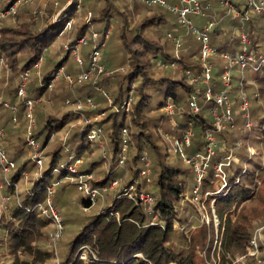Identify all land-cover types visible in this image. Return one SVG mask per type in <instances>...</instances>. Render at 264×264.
I'll list each match as a JSON object with an SVG mask.
<instances>
[{"label": "trees", "instance_id": "trees-1", "mask_svg": "<svg viewBox=\"0 0 264 264\" xmlns=\"http://www.w3.org/2000/svg\"><path fill=\"white\" fill-rule=\"evenodd\" d=\"M14 1L6 0L0 10L6 9ZM167 1L169 2V0ZM231 1L244 13L246 0ZM105 2L106 5L96 17L93 16L89 22L83 23L74 32L73 43L79 36L85 34L91 25L106 21L102 30L96 29L103 37L107 29L110 28V18L117 15L122 21L120 33L123 49L127 51L128 63H125L126 67H124L125 64L121 66L120 70L113 69L112 73L102 72L97 80H85L82 81V84L79 83L78 98H83L86 95L92 96L95 91L102 90L103 93L105 91L111 94L114 104L119 107V110L110 111L105 119L98 122L103 128V138L108 142L107 149L105 147L103 151L109 153L110 157L108 169L92 180L93 185H108L115 176L122 175L118 158L124 127L128 128L130 137L124 168L126 167L125 169L131 175L119 190L112 194L110 191L107 192L109 202L104 207L84 217L80 225L81 229L74 237L65 242L64 251L62 255H59V261L53 264H214L217 262L216 258L219 259L220 264H232L238 256L248 257L250 250L248 247L254 235L250 231V226L243 219H241L242 221L237 218L233 220L232 216L236 213L238 206L240 207L245 201L252 200L253 192L259 185L258 181L260 183L262 179L264 181V104L262 112L256 113L255 122L251 128L253 130V127L256 126L262 130L259 137L261 141L259 157L263 156V164L254 161L253 170H250L249 166L242 162L241 153L235 152V148L230 146L231 139L236 146L238 139L236 131L227 129L215 132L219 144L221 142L225 147L224 150L216 147L212 161L227 158L231 151L234 158L229 159V164L225 165L226 179L224 182L215 175L213 167L210 166V170L205 173L201 184L203 193L209 192L205 199H211L216 214L220 217L221 221L218 227L213 223L203 221L198 223L197 217L200 216V212L197 203L193 199H185L189 181L193 179L197 183L193 170L190 169V164H193L185 165L181 155L179 158L173 156L170 144L163 133L168 131L181 139L185 131L192 129L194 136L191 145L188 146V155L192 158L197 153L207 152V131L215 127V118L211 113L214 101L213 99L206 100L204 84H191L185 76L187 68L194 71L201 69L197 60L199 57L198 45L196 47L197 38L187 39L184 52L178 57L175 52L168 50L166 43H162L159 38H151L148 33L149 29L154 28L158 31L163 23H167L166 14L169 15V13L175 18L174 22L170 20V16L171 24L176 23L183 26L178 21L177 13L163 6H149L143 1L146 6L151 7L150 9L158 7L157 11L134 21L138 4H135L131 9L129 4L120 7L118 0H116L117 4L114 3V0H105ZM76 3L77 0H74L66 8L71 6L73 9ZM214 12L212 8L209 10L208 19L216 18ZM63 14L66 15L65 11ZM70 19L71 16L63 17L57 21H47L46 19L44 25L38 27L36 22L19 20L18 15L13 23L15 25L4 23L0 27V56L4 57L11 70L10 82H14L16 76L18 78V70L21 67L29 66L41 57L43 52L41 42L60 35ZM248 19L249 26L243 27L250 39L248 51L259 56L264 52V40L262 39L264 36V13L253 14V17ZM225 23V20L216 21L210 34L211 44L218 48L221 57L212 58L215 64L212 82L214 94L222 88L221 77L226 66L222 53L238 51L237 47L230 44V34ZM183 27L186 28V26ZM20 52L27 54V59L24 62L19 55ZM91 52L87 57L83 54L85 61L80 71L89 66ZM71 53V48L66 49L63 58L51 68H46L45 64L42 65V68H45L41 75L31 78L29 82V96L33 98L46 96L55 72L64 67L67 73L64 64ZM262 66L257 71H262L264 69ZM169 67L175 68L174 73H180L181 76L173 77L169 73L161 71V69ZM253 79L259 86L258 95L264 98V85L260 86V83L264 82V76L253 77ZM63 80L65 79L63 78ZM134 81H136V88L130 111L127 112L123 110L122 105ZM156 81L167 84L164 99L159 100L155 106H149L151 94L148 84H155ZM240 81L242 88L248 92V89L252 87L251 82H244L242 78ZM5 92L6 94L3 93L4 98L16 100L17 85H10ZM194 94L201 105L197 112H194L190 106V99ZM3 101L0 103V125L6 130L8 140L11 133L8 126L12 125L14 128L17 125L12 121L11 109L5 106ZM40 102L36 104V112L38 110L37 125L41 128L40 131L35 130L34 135L39 139L42 131L46 132L44 143L41 144V150H44L53 133L61 131L66 125L70 114L76 112L81 116V113L75 110L63 113L60 117L53 116L51 113L46 114L45 117L43 111L40 110L43 105ZM169 102L175 109V115H172L173 119L166 114L164 109ZM104 105L100 103V106L90 110V113L106 109ZM24 109L25 106L22 102L19 109L20 119H23ZM6 113L10 114L8 119H4ZM87 130V126L82 125L72 133L65 144L59 143L54 148L47 149L44 152L47 158L44 167L33 178L30 187L23 191L17 190V184L22 176H26L24 171H29L36 163L27 154L29 148L26 138L18 147L10 144L8 140L9 155L15 160L16 166L9 173V181L5 183L3 189L5 193L11 194L13 199L10 208L2 212L0 216V264H52L51 259L54 254L43 245L44 238L48 237L50 228H52V219L41 213L38 203L45 202L46 187L49 183L47 178L56 168L58 172H61V175L68 174L70 171L67 165L74 159H85L95 151V147L90 148V145L78 148L77 151L71 147L72 143L80 136L91 141ZM92 143L96 144V142ZM95 146L100 145L96 144ZM67 148H70L69 152L66 150ZM84 149H87V152H84ZM73 152L75 155L70 158L69 156ZM143 155H146L152 162L150 182L147 177L141 174L145 167ZM106 158L107 156L103 153L96 158H89L83 163L81 172L93 173L103 165ZM251 160V157H247L246 161L250 162ZM58 164L60 167L57 166ZM123 172L125 173L124 169ZM63 184L62 187L65 189L69 185H74L75 182L66 180ZM58 191L56 190V192ZM142 191L153 196L152 203L141 198ZM81 204L89 208L93 205L85 196H83ZM194 222L198 224L193 226ZM212 224L215 227L214 231L211 230ZM215 236L220 237V246L217 243L214 247ZM221 247L226 249L227 253L224 254L220 250ZM260 248H263L262 244ZM83 250L87 252V259L80 257ZM248 258L254 260L252 256ZM212 260L215 262L213 261V263Z\"/></svg>", "mask_w": 264, "mask_h": 264}, {"label": "rangeland", "instance_id": "rangeland-1", "mask_svg": "<svg viewBox=\"0 0 264 264\" xmlns=\"http://www.w3.org/2000/svg\"><path fill=\"white\" fill-rule=\"evenodd\" d=\"M5 1L6 0H0V8H1V6L4 5ZM73 1L74 0H25L20 5V7L18 8V11L15 14H11L7 18L0 19V27L3 26L4 23L8 24V25L9 24L15 25L13 23H15V20L17 19L18 15H19V20H27V21L30 20L31 22H36L38 27H41L44 25V22L46 19H47V21H49V20L52 21L51 18H53V16L57 12H59L60 10L65 11L66 15H64L63 17L65 18V17L71 16V19H70V21H68L63 32L60 35H58L57 37H54L52 39H47L45 42H41V45L43 48L42 54H43L44 60H45L44 61L45 67L51 68L52 66H55L54 64L58 60H61L63 58V56L65 55V50L67 49L66 45L71 40H73L74 32L83 23L89 22L90 19L93 18V16L96 17L98 15V13L101 11V9L106 5L105 0H77V3L73 9L71 8V6L66 8L68 6V4H71ZM143 1L144 0H118V3L121 5L120 7H123L124 4L125 5L129 4V7L131 9L135 4H138V10H137L136 14L134 15V21H138V20L142 19L145 15H149L151 13H154L155 11H157V8H158V7H152V9H150L151 7L146 6L143 3ZM170 2L173 4H177L179 6L182 5L180 0H169V3ZM114 3H116V0H114ZM78 5H80L79 9H78ZM221 6L222 7L219 10H216L214 12V15L216 14V18H214V20L217 22L218 21L221 22L223 20L220 18L223 17V15H224V17L226 19L225 20L226 21L225 27L227 28V30H229V34H230V38H229L230 44H232V46H234V47H237V50L239 51L242 49L241 36H240L239 32L243 31V27L245 25L249 26V24H250V22H248L249 19H246L243 17L235 18V16H233L232 14L229 13V8L226 5L223 4ZM130 15H131V13H130ZM170 16H171L170 20L175 22V18L171 13H169V15L166 14V18H168V22L163 23L160 26L158 31L154 30V28H151V29H149L148 33H149L151 38H153V39L159 38L160 41H162V43H166L168 50L170 52H175L176 56L180 57V55L184 52L183 49L186 47L185 43H186L187 39L193 38V37L196 38V36H194L191 32L189 33L187 27L185 28L183 26H179L176 23L174 25H173V23L171 24V22H169ZM198 17L199 16H196L194 14L190 15V18L192 19L194 24L202 28L203 25L206 23L205 19H204L203 23H198L196 21V18H198ZM250 17H253V14H250ZM201 18H205V17H201ZM218 19H220V20H218ZM105 25H106V21L101 22V23H95V24L91 25V27L88 29V31H91L93 29L102 30L103 27H105ZM109 27L112 29H111L110 38L108 40L107 46L104 49L102 62L105 65V68H106L105 71H107V73H112L113 69L120 70L121 66H123L125 63H128V60L126 57L127 51L125 49H123V44H122V40H121L120 31H121V27H122V21H121L120 17H118L117 15L116 16L114 15L113 17H111ZM168 32L174 33L175 35H177L181 39V45L179 47L175 46L172 39L168 36ZM211 33H212V31H211ZM190 35H192V36L190 37ZM262 39L264 40V36L262 37ZM92 45L93 44H88V45L83 46V54H85L86 57L90 54L92 47H93ZM197 45H198V47H197ZM201 46H202L201 41L197 39L196 40V47H197V50L199 49V52H200ZM19 55L22 58V62H24L27 59V54H25L24 52H20ZM263 56H264V52H263ZM218 57H220V56L218 55ZM197 60L199 61L200 65H201L199 57ZM64 65L66 67L67 73L72 74L75 77V79H76V77L78 78V76L81 72L80 70H81L82 66L77 62L74 54L71 53L69 55V57H68V59ZM262 65H263L262 66V68H263L264 62L262 63ZM124 67H126V64ZM44 68L40 69L41 73H42V71H44ZM174 69L175 68L169 67L166 69H161V71L163 73L164 72L169 73L173 77H180L181 74L180 73H177V74L174 73ZM37 71H38V69H33V73L31 75L32 79L37 77ZM263 71H264V69H262V71L254 70L250 66H247L243 70H241L238 67L236 68V66H234L232 68V71H231V74L233 77H232V81H231V92L229 95H230V99L232 102V115H233L235 126L233 128L229 126L227 129L236 131V135L238 138L236 140L237 141L236 144L238 142H240V143H239V147H235L234 142L231 139L230 146L232 148H235V152L237 151V152L241 153L242 162L244 164L248 165L250 170H253V168H254V161H259L260 163L263 164L262 156L259 157V153L261 150V148H260L261 147V141H260L259 137L261 136L262 130H261V128H258L256 126L253 127V130L246 128V126H245L246 118L244 116V111L242 109V103L244 101L243 93H245V96L249 102V110L251 113V120L253 122H255L254 117H256V113L258 112L260 114L262 112V105L264 104V98H263V96L258 95V87L259 86L257 84H255V82H253L254 84L251 83L252 87L248 89V92H246V90H244V88H242V86H241L242 83L240 81V78H242L244 80V82H249L250 79L253 77L255 78L258 76H264ZM10 74H11V70L9 68V65H8V68L4 67L0 71V95H2L3 93L6 94L5 90L7 89V87H9L10 85L16 84V82H17V79H18L17 76L15 77L14 82L9 81ZM157 75H159V74H157ZM11 76H12V74H11ZM159 76H161V75H159ZM99 77L100 76L98 74L96 76L95 80H97ZM75 81H77L78 83H76ZM79 83L82 84V82H79L78 80H74L73 82L66 81L63 79L58 80L56 82V86H54L53 90H51V91L48 90V92L46 93V96H45L46 101L40 102L41 104H43V105H41L40 110L43 111L44 116L48 113H51L53 116L60 117L61 115H63V113L75 111V109H76V107H75V101L76 100L75 99L78 98ZM262 85H264V82L260 83V86H262ZM148 86H149L150 94H151V101H150L149 106H151V105L155 106L159 100L164 99L167 84H165V83L163 84L161 82L156 81L155 84L149 83ZM110 92H112V91H110ZM109 95L113 98V96L111 94H109ZM87 96H90V95H86L83 98H78V99H85ZM92 96H94L93 100H94L96 107L100 106V103H103V104H105L104 107H106V109L101 110L100 112L90 113V110H92L93 108H85L83 110L82 116H80V114H77L76 112L74 114L71 113L70 118H68V121H67L66 125L63 127V129L59 132L54 133V135L51 138L50 142L48 143L47 147L44 150H41L42 155H44V152L47 149L54 148L59 143L65 144L67 142V140L69 139V137H71L72 133L75 132L76 129H78L79 127H82V125H84V119H86L87 117H91L93 115H96V113H97L98 114V120H102V119H105L107 117V115L109 114L110 111L115 109V108H113V104H111L107 100L106 95L103 93L102 90H100L99 92L95 91L94 95H92ZM174 113L172 115H175ZM172 115H170V117H172ZM9 116H10V114L6 113L4 115V119H8ZM173 117H172V119H173ZM37 120H38V110L36 112V121ZM170 121L173 122L174 120H170ZM165 123H167V122H165ZM27 124H28V121L23 118V119H21V121L18 124H16L17 127L13 128L12 125L8 126V128L11 130V133L8 136V140L10 141V144L12 143L14 146H17V147L20 144H22V140L26 138L25 134H26ZM5 127H7V125H5ZM18 127H20V128H18ZM40 128H41V126L37 125L35 130L40 131L39 130ZM161 129L163 130V127H161ZM227 129H225V130H227ZM35 130H34V133H35ZM42 132L43 133H41L39 135V137H40L39 139L41 141L40 142L41 144L44 143V140L46 137V132L45 131H42ZM163 133H164L166 140L170 144V150L173 153V156L175 158L176 157L179 158V156L181 155L184 159V164L185 165L190 164L189 161L187 160L188 158H191V156H189L187 153L188 147L183 146V148L181 149L180 145H179L180 139L177 138V135L171 134L168 131L163 132ZM9 141H8V144H9ZM96 144H98V143H96ZM96 144L92 143L91 141L89 142L88 138H83L80 136L71 145V147L73 148L74 151H77L78 148H83L86 145H90V148L95 147V151L90 155V157H85V159L82 158L83 159L81 162L82 165L84 162L88 161L89 158H93V157L96 158L97 156L101 155L102 153L106 154V156H107L106 163L104 162L103 165L99 166V168H97L93 172L94 178L99 177L100 175L103 174L102 172H104L108 169V163H109V157H110L109 153H107V152L104 153V151H103V149L105 147H106V149L108 147V142H106V140L104 138H103V145L100 144L101 146H95ZM249 145L251 146L253 152L249 151ZM218 147H220V150L221 149L224 150L225 145H222V143L220 142ZM66 150L69 152L70 148H67ZM84 150H85L84 152H87L86 151L87 149H84ZM215 153H216V147L214 148V154ZM27 154L30 156V152H27ZM73 155H75L74 152L69 157L72 158ZM213 155H212V157H213ZM212 157L210 160L211 167H212L213 163L215 162V161H212ZM247 157L248 158L251 157L252 160L250 162L246 161ZM45 158H46V156H45ZM181 162L183 163V161H181ZM60 164H58L57 166L60 167ZM151 164H152V162H151ZM190 166H191L190 169L193 170V173H194L195 179H196V172L193 168V165L190 164ZM125 168H124V166L120 165L122 175H117L114 178V179H116V178L119 179V184L116 187H113L111 190H108L111 192L110 194H112V192L119 190L120 186L123 185L126 182V180L130 177L131 174ZM123 169H124L125 173L123 172ZM208 170H210V168H207V171ZM39 172H40V169L36 165L33 168H31L29 171H27V173L29 175L21 177V179L19 180V183L17 184V186H18L17 190L23 191V190L28 189L30 187V185L32 184L33 178L35 176H37V173H39ZM259 172H260V170H259ZM61 176L63 177V175H61V172L54 171L51 175L48 176L47 180H49V182L56 181ZM148 176H150V178H151L152 174L149 173ZM64 177H65V175H64ZM150 180H148V182H150ZM68 181H74L75 182V180H73L71 178H68ZM196 181H197V179H196ZM63 183L64 182H62L58 185L57 190H59V191L56 192V198L55 199H56V202L58 203L60 210L64 216V225H65L64 236L62 237V239L57 244H54V242L52 241V236H51L53 229L50 228L48 237L46 236V238H44V240H43V245L48 247L49 251H51L54 254V257H52V259H51L52 264L56 263V261H59V255L60 254L62 255V253L64 251L65 242H67L72 237H74L77 234V232L81 229L80 225H81L84 217L86 215L91 214L92 212L100 210L102 207H104L105 204H107L109 202V197H108L109 194H107L108 191H106V193L104 192V194L102 196H100V198L97 200V202H95L90 208L86 209L81 204V200L83 198V195L78 190L76 183L74 185H69V186L65 187V189H63V187H62L64 185ZM196 184L197 183H195L193 179H191L189 181V183L187 184L186 192H185V199H193L194 187ZM254 189H256V188H254ZM252 197H253L252 200L250 198L251 201H249V200L245 201L244 204H242L240 207L239 206L237 207V211L235 214H233L232 219L233 220L236 218H237V220L243 219L244 222L250 226V231L254 235L253 237L256 236V238L258 240L259 249L256 250V252L253 255L249 254V252L247 250L248 257L249 256L254 257L253 261L250 260L245 255H242L244 257H242V256L236 257L235 262L232 264H264V181H263V179H262L261 183L258 185L257 190H255L253 192ZM205 198L206 197L202 198L204 200L202 202L203 206L198 205L199 206L198 209L200 212V216L197 217L198 223H201L202 221L208 223L207 221L203 220L202 213H206V218L210 219L209 223H213L216 227H218L216 224L220 223V221H221V220H219L220 217L216 214V211H213L214 207L212 205L211 199L206 200ZM12 199H11L10 203L12 202ZM198 223L194 222L193 226L197 225ZM213 224L211 226L212 231L215 230V227ZM216 233H217V231H216ZM212 237H213V234H212ZM216 242H217V236H215V238H214V247H215ZM217 243H218V246L221 245V242L218 241ZM261 244H262L263 248H260ZM55 245H56V247H55ZM54 247H55V249H54ZM249 248H251V245L248 247V249ZM220 250H222L224 252V254L227 253V250L222 248V247ZM238 258H241V259L238 260ZM216 260H217L216 264H220L219 259L216 258ZM213 261L215 262V260H212V262Z\"/></svg>", "mask_w": 264, "mask_h": 264}, {"label": "built area", "instance_id": "built-area-1", "mask_svg": "<svg viewBox=\"0 0 264 264\" xmlns=\"http://www.w3.org/2000/svg\"><path fill=\"white\" fill-rule=\"evenodd\" d=\"M25 0H15L10 6L6 9L0 10V19L5 18L11 14H15L18 11V8ZM182 5L179 6L177 4L169 3L167 0H144V2L149 6H163L168 8L169 10L177 13L178 21L186 26L194 36L198 40L201 41L202 46L199 52V58L201 62V69L199 71H194L191 68H187L185 70L186 80L191 84H204L206 86V100L213 99L214 104L211 107V113L215 118V127L209 129L207 131L208 138V146L206 153H197L194 157L188 158L189 163L193 164V168L196 172L197 184L194 187V197L193 201L197 203L199 206H203L202 202L204 201L202 198L207 197L209 192L203 193L201 190V184L204 179L205 173H207V168L211 166L210 160L212 155L214 154V148L219 145V141L216 139L215 132H220L227 129L229 126L234 127V119L232 115V102L230 99L231 92V81H232V68L234 66L240 68L241 70L245 69L247 66L252 67L254 70H258L262 63L264 62L263 54H259V56L254 55L253 53L248 51V44L250 39L248 34L243 30L239 32L241 36L242 49L237 52H228L225 51L222 53L223 58L226 61V66L222 74V88L216 93H213L212 82L214 78V69L215 64L212 58L216 55H219L220 52L216 46L211 44L210 33L216 25V21L214 19H207L206 23L203 27H199L194 24L192 19L190 18L191 14H194L199 17H208L209 10L212 8L213 0H180ZM221 3L226 5L229 8V11L232 12L235 16H240L248 19L250 14H258L264 13V0H246L244 13L242 10H239L235 4L231 0H221ZM80 5H78V9ZM64 11L60 10L57 12L52 19V21L61 20L64 16ZM111 28L107 29L104 36L102 34L93 29L91 31H87L85 34H82L78 37V39L73 43L71 40L66 48L72 50V53L75 55L76 60L82 66L84 64V55H83V46L93 43V50L91 52V60L90 64L87 68H83L80 72L78 78L65 72V68H59L48 86V89L52 90L55 86V83L58 80L65 79L67 81L73 82L74 80H78L79 82L85 80L95 79L96 76L106 70L105 65L102 62V55L104 53V49L107 45L108 39L110 37ZM168 36L172 39L175 46L179 47L181 45V39L172 32L168 33ZM44 56L41 57L34 62L33 64L21 67L18 70V79L16 82L17 85V98L12 101L10 99L4 100L3 103L5 106L9 107L12 111V121L15 124H18L21 119L19 116V109L22 102L24 103L25 109L23 113V118L28 121L27 129H26V143L29 148L31 159L36 163V166L42 170L46 163V158L41 153V143L38 138L34 135V130L37 127L36 121V104L41 100L46 101L44 95L39 98H33L29 96V82L31 80V75L33 73V69H38L37 74L41 75V67L44 64ZM8 68V63L4 59L3 56H0V70L2 68ZM136 88V81L131 84L130 92L128 96L125 98V101L122 105L123 110L129 112L131 108V104L133 101V94ZM107 100L113 104V110H119V107L114 104L113 98L104 91ZM244 101L242 103V109L244 111V116L246 118L245 126L248 129H251L254 122L251 120V113L249 110V102L243 93ZM2 102V101H1ZM190 106L197 112L200 110L201 106L197 101V96L194 94L190 99ZM76 111L83 114V110L85 108H96L94 100L92 96H87L85 99H78L75 101ZM167 115H172L175 112L174 106L171 102L167 103L164 107ZM104 112V111H103ZM102 113V112H101ZM98 114L93 115L91 117H87L84 119V125L87 126L88 137L92 142H96L99 145H103V128L98 123ZM83 125V126H84ZM54 135V133H53ZM52 135V137H53ZM194 136L193 130L189 129L185 131L182 138L179 141L180 148L183 146H190L192 143V138ZM179 139V138H178ZM238 142L235 147H239ZM130 144V137L128 134V128L124 127L122 130V139H121V148L120 155L118 158L119 165L125 166L128 154V148ZM101 146V145H100ZM249 151H252L251 146L249 145ZM105 153V151H104ZM106 155V154H104ZM73 158V157H72ZM234 154L232 151L227 156V158H222L221 160H217L213 163L212 167L214 173L217 177L224 182L226 179V170L225 165L229 164V159H233ZM142 159L145 161V167L141 171L142 176L147 177L150 180L149 173L151 174V160L143 155ZM75 161L67 165L70 173L65 174V177L61 176L58 180L49 182L47 184V195L44 203H38V209L42 214L49 216L52 219V241L54 244H57L62 237L64 236V216L60 210L59 205L55 200V193L57 187L60 183L65 182L68 178L75 180L78 190L82 193L83 196L88 198L93 204L97 202V200L104 194L106 191L111 190L113 187H116L119 184V179H113L110 181V184L105 186H96L93 185L92 180L94 179V174L92 172L83 173L81 172L82 166V158L74 159ZM106 163V161H105ZM16 162L12 158H10L8 151V141H7V132L0 125V216L1 213L7 211L10 208V201L12 199L11 194H7L4 192L5 183L9 181V173L15 168ZM55 171H58L56 168ZM26 176L29 174L27 171L24 172ZM40 173V172H39ZM37 173V175L39 174ZM260 184V181H258ZM18 188V186H17ZM141 198L149 203L153 202V196L148 193L142 191L140 193ZM198 206V207H199ZM85 207V206H84ZM86 209L89 207H85ZM215 211V208L213 209ZM202 212V211H201ZM203 220L210 222L209 218H206V213H202ZM207 220H206V219ZM217 226L219 223L216 224ZM220 236V235H218ZM217 236V242H221L220 237ZM217 242L215 244H217ZM251 248L249 250V254L253 255L258 247V240L255 237L251 239ZM56 247V245H55ZM54 247V249H55ZM53 249V250H54ZM81 258L87 259V252L85 250L82 251ZM244 257V256H242ZM241 257V258H242ZM241 258H238L240 260ZM215 262L214 264H216Z\"/></svg>", "mask_w": 264, "mask_h": 264}, {"label": "crops", "instance_id": "crops-1", "mask_svg": "<svg viewBox=\"0 0 264 264\" xmlns=\"http://www.w3.org/2000/svg\"><path fill=\"white\" fill-rule=\"evenodd\" d=\"M214 1V2H213ZM212 1V9L214 10V11H216V10H219L222 6L221 5H223L222 3H221V0H213ZM228 9V8H227ZM229 13L230 14H232L233 16H235L232 12H230L229 11ZM237 17H240V16H235V18H237ZM222 18H224L223 20H226L225 19V17H224V15H223V17H221L220 19H222ZM198 19V20H197ZM204 19H205V22L207 21V19H208V17L206 16L205 18H201V17H198V18H196V21L198 22V23H203V21H204ZM214 29V28H213ZM213 31V30H212ZM189 32V31H188ZM190 33V32H189ZM191 36V35H190ZM228 52H231V51H228ZM198 56H199V54H198ZM214 59L215 58H218V55H216V56H214L213 57ZM224 61H225V59H224ZM225 63H226V61H225ZM42 68V67H41ZM237 68V67H236ZM3 69V68H2ZM1 69V70H2ZM0 70V71H1ZM215 70V69H214ZM215 73V72H214ZM38 75V74H37ZM38 76H40V75H38ZM249 82H251V83H253L254 82V79L253 78H251L250 79V81ZM254 84V83H253ZM6 98H4V95L2 94V95H0V103H1V101L2 100H5ZM6 100H8V99H6ZM262 158H263V156H262ZM47 160V159H46ZM58 204V203H57Z\"/></svg>", "mask_w": 264, "mask_h": 264}]
</instances>
